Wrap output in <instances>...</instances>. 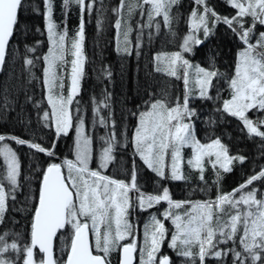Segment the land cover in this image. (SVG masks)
<instances>
[{
  "label": "snow or ice",
  "instance_id": "6c2138e0",
  "mask_svg": "<svg viewBox=\"0 0 264 264\" xmlns=\"http://www.w3.org/2000/svg\"><path fill=\"white\" fill-rule=\"evenodd\" d=\"M43 2L51 46L43 56V86L47 90L46 99L50 111L43 112L42 120L45 127L54 126L56 138L59 139L61 135L67 136L73 128L71 105L79 94L86 60L83 54L84 14L93 10L95 0H63L65 15L73 4L81 15L79 28L71 39L70 52L73 59L70 88L66 96L63 91L56 92L55 89L64 88L59 69L67 63V27L61 30L54 22L53 0ZM178 2L140 0L136 4L130 3L128 12L132 14L137 8L149 5L148 27H152L155 17H162L163 25L170 27V11ZM23 3L24 0H0V68L5 65L9 42L19 26ZM226 3L237 10L235 15L221 16L209 6L208 0H195L197 8L191 12L190 34L183 39L181 51L155 57L158 62L157 71L183 79V100L177 99L174 105H170L166 99H156L138 114H132L137 116L138 121L131 138L135 154L161 179H187L182 169L181 154L185 146L193 149L192 158L187 164L199 174L200 180H204L206 162L213 169L218 165L224 172H229V165L234 160L243 163L245 159L243 156H230L228 148L219 138L201 144L196 139L193 125L186 122L195 116V110L189 107L191 99H212L210 91L213 80L221 75L217 70H206L199 65L193 68L183 55L191 52L193 45L202 43L196 35L199 30L207 38L212 27L223 23L240 39L243 47L238 53L234 74L226 80L230 99L224 100L222 109L218 111L238 118L250 135L264 139V130H261L264 120L254 123L247 115L252 109L264 111V31L258 35L255 31L257 24L264 26V0H226ZM123 8L124 0H121L120 7L115 9L120 16L115 23L118 39ZM246 17L251 18L249 26H246ZM210 21L212 27L209 26ZM155 27L159 30L161 24L157 22ZM131 30L129 25L122 34L123 48L118 47V51L122 50L127 55L132 54L129 49ZM162 60H166L163 69L159 66ZM25 63L32 66L33 60L26 59ZM190 70L196 74L195 84L198 89L195 92L188 88ZM107 108V98L94 103V120L101 127L110 128L108 135L101 137L106 146L99 156V168L94 170L90 167L93 160L92 138L86 134L84 120L77 116L75 160L65 158L60 163L51 162L41 170L38 202L32 210L30 241L21 246L17 239L9 242L8 232L0 234V264H16V261L7 258L9 251L16 255L21 264H111L110 257L116 251L121 253L119 264H134L137 253L140 256L139 264H174L169 255L161 252L168 233L164 223L167 220L171 221L174 228L168 247L177 256L185 258L186 264H197V261L198 264H206L207 258L222 262L229 254L232 255V264H264V194L258 196L255 187L249 189L254 181L264 178V169L251 175L231 193L218 192L214 200L174 201L166 187L160 193L145 194L137 185L135 162L130 182L104 174L114 160V148L120 143L115 121L110 122L102 112V109ZM6 140H13L18 145L26 144L28 148L48 157L56 156L55 142L45 147L37 142L0 134V157L5 167L0 176V224L8 210L9 197L15 200V192L20 187V163L16 152ZM169 155L170 164L166 161ZM217 177L219 180V172ZM133 191L137 193L135 205L130 195ZM162 202L168 205L162 213L163 219L152 216L151 222L144 226L143 246L138 247L134 225L128 218L130 209L138 207L141 211H147ZM181 208L184 209L182 213L176 211ZM66 229L71 230L70 243L66 245V259H60L54 254V240L58 233ZM90 237H94V246ZM123 241L127 243H121ZM229 242L232 246L219 248V245H227ZM193 248L198 250L193 251Z\"/></svg>",
  "mask_w": 264,
  "mask_h": 264
},
{
  "label": "trees",
  "instance_id": "16d2710c",
  "mask_svg": "<svg viewBox=\"0 0 264 264\" xmlns=\"http://www.w3.org/2000/svg\"><path fill=\"white\" fill-rule=\"evenodd\" d=\"M120 2L121 0H95L93 10L84 14L83 52L86 60L80 93L72 104V112L73 124L78 123L77 116L81 117L94 142L97 137L99 139L105 137L110 131V128L101 127L94 120V103L107 98L109 108L102 109V112L110 122L115 121V131L121 140L132 137L138 122L137 116L132 115L133 113L138 114L151 101L158 98L169 99L170 94L174 95L173 102L177 99L181 101L184 97L182 79L159 73L155 68V56L157 53L180 49L181 37L189 29L188 19L192 10L197 8L195 0H184L171 24V29L166 32L150 30V36L144 38L147 43L142 48H134L131 55L120 54L116 49L115 23L120 16L115 9L120 7ZM139 2L140 0H124L122 10L123 21L120 30L131 26L133 47L137 45L136 35L141 22L138 21L141 8L129 14L128 5ZM208 4L221 16H232L236 12L226 0H208ZM65 11L63 0H53L52 16L61 30L67 27V45L70 51L71 39L79 28L81 15L74 4L70 5L67 15ZM45 12L43 0H24L19 14V26L9 43L6 62L0 74V134L37 142L45 147L56 143V156L48 157L28 148L26 144L18 145L13 140L5 141L14 148L20 159V187L16 190V199L8 202V210L4 214L0 230L12 233L11 240L17 239L21 246L30 241L32 210L38 202L41 170L51 162L60 163L65 158L71 159L69 148L73 150L74 144L73 133L61 135L57 139L54 126L45 127L42 120L43 112L50 111L43 86V56L49 47ZM245 20L246 26L252 22L250 17H246ZM173 29L177 30L178 38L172 44L170 41ZM255 31L258 35L264 31V26L257 25ZM242 47L238 36L227 25L218 23L214 26L212 35L201 46L195 48L193 53V57L203 66L217 70L221 74L213 80L210 92L212 99H194L190 104L191 109L195 110V116L191 121L195 127L196 137L202 143L219 138L230 153L241 154L247 158V164H239L233 171L222 176L220 187L222 193H231L251 175L264 169V139L250 135L238 118L218 111L222 109L223 101L230 98L226 80L234 74L238 53ZM69 51L68 62L71 58ZM26 59H32L33 65H26ZM261 129L264 130V127L261 126ZM257 184L264 186V178L254 181L250 186ZM164 185L170 191L173 190V184ZM172 197L174 200L177 199ZM144 226L140 239L143 243ZM169 233L161 252L165 254L164 249L167 247L174 264H186L185 258L177 256L169 249L167 245L171 238ZM70 238V229L58 233L54 247L57 258L66 259V245L70 243ZM222 246V249H226L232 245L230 243ZM7 258L21 264L14 253ZM213 259L207 258L206 262L213 263ZM118 261L119 252L111 264H118Z\"/></svg>",
  "mask_w": 264,
  "mask_h": 264
},
{
  "label": "rangeland",
  "instance_id": "374dc122",
  "mask_svg": "<svg viewBox=\"0 0 264 264\" xmlns=\"http://www.w3.org/2000/svg\"><path fill=\"white\" fill-rule=\"evenodd\" d=\"M183 1L184 0H179V2L177 4H175L171 8V11H170L171 24L173 23V21L175 19V16H177V13L179 12L180 6L183 3ZM149 7H150L149 5H143L142 8H141L140 17L138 18V21L140 20L141 22H140V25L138 27V31H137V35H136L137 45L135 47H133V41H132L131 35L129 33V40L131 42L129 44V49H130L131 53L134 50V48H142L143 45L147 43V41H145L144 38H147L148 36H150V30L154 29L153 32H166L169 29H171V25H170V27H165L163 25L162 17H155L154 20H153V22H152V27L153 28L148 27L149 21H148L147 12L149 10ZM234 10L237 11L236 9H234ZM215 11H217V10H215ZM235 13L233 15H235ZM52 18H53V20L55 22V19H54L53 16H52ZM190 20H191V15H190V17L188 19L189 29L181 37L182 43H183V39L190 34ZM157 22H159L161 24V27H160L159 30H157V28L155 27V25H156ZM257 25H259V24H257ZM209 26L212 27L211 21H210ZM45 27H46V32H47L46 12H45ZM213 30H214V27H212V32H211V34H209L207 36V38H205L203 31L202 30H199L196 33V35L202 41V43L199 44V45H193L191 52L183 53L184 57L186 59H188L189 62L193 65V68L195 66L199 65V66L205 68L206 70H212L210 68L208 69L207 67L203 66L199 62L198 59L194 58L193 57V53H194L195 48L201 46L212 35ZM124 31H125L124 28H122V30H119V39H118V30H117L116 49H117V52L120 53V54H125L122 50L121 51H118V47L121 48V49L123 48L122 34H123ZM172 33L173 34H172V38H171V41L170 42L173 44V43L176 42V40L178 38V34H177V30L176 29H173L172 30ZM47 37H48V34H47ZM48 42H49V40H48ZM182 43H181V45H182ZM50 46L51 45L49 43L48 50H49ZM66 47L68 48L67 40H66ZM70 48H71V46H70ZM178 51H181V46H180V49ZM174 52H177V51L161 52V53H157L156 56L158 54L161 55V56H163L164 54L170 55L171 53H174ZM47 53H48V51H47ZM69 53L71 54L70 51H69ZM83 54H84V52H83ZM72 59H73V57L71 55L70 61L68 62L67 61L68 60L67 59V54L65 55V60L67 61V63L64 64L59 69L60 75L63 77L64 88L62 90L59 89V88L55 89L56 92L63 91V93H64L65 96L67 95V93L69 91V88H70V71H71V60ZM157 63L158 62L155 60V68L156 69H157ZM159 66L162 69L165 68L166 67V60L160 61L159 62ZM158 72L161 73V74L167 75L164 71H158ZM167 76L168 77H171V78H175V77H172L170 75H167ZM195 78H196L195 72L192 71V70H190L188 88L189 89H192L194 92L198 89V85L195 84ZM182 81H183V79H182ZM183 83H184V81H183ZM80 89H81V86H80ZM45 92H46V97H47V90L46 89H45ZM79 93H80V91H79ZM184 94H185V84H184ZM173 96H174L173 94H170L169 95V99H166L169 102L170 105H174L175 102H176V100L173 102V100H174V97ZM76 97L74 98L73 102L75 101ZM194 99H198V98H194ZM194 99H191L190 104H191V102ZM190 104H189V107L191 108ZM71 110H72V105H71ZM72 115H73V112H72ZM247 115H248L249 118H251L254 121V123H257L260 120H264V111H259L257 109H252V110H250L247 113ZM186 122H189V123H191L193 125V131H194V134H195V127H194L193 122L191 120L190 121H186ZM76 125L77 124H75V125L73 124V128L69 131V134L70 133H73V138H74L73 139V143L75 142V139H76V132H75V126ZM85 131H86V134L91 137V135L88 133V131L86 129V126H85ZM195 136H196V134H195ZM252 136H254V135H252ZM254 137H258V136H254ZM91 138H92V145H91V147H92V152H93V160L90 163V167L92 169L96 170V169L99 168V156H100V153H101L103 147H105L106 145L104 144V141L101 138L99 139V137H97L96 142H94L93 137H91ZM131 138L132 137H128L127 138L129 141L127 139H125V138L119 140L120 143H118L116 145V147L114 148V151H113L114 160L108 165L107 170L104 171V174L105 175H107V176H109L111 178L117 179V180H123L126 183L127 182H130L131 173L133 171V162H135V169H136V175H137V185L139 186V188L141 189V191L143 193H145V194H157V193H160L161 190H162V188H164V187L168 188L166 185H164L165 183L173 184L172 185L173 190L171 189V191H170V189L169 188L168 189H169L170 195L171 196H174L175 198H177L176 200H174L173 197H171L174 201H185V200H190V201H197V200L207 201V200H214L216 198L218 192H220L222 176L225 173H227V172H224L222 169H220L218 165H217V168L216 169H213L212 166H211V164L206 162V164H205V172H204V180H200L199 179V174L195 170L191 169L188 166V164H187V161L189 159H191L192 158V155H193V149L191 147L185 146L181 150L182 161H183L182 162V169H183L184 175L187 177V179L186 180H182V181H175V180H171V179H161L154 172H152L150 169H148L143 164V162L139 159V156L135 154L134 147H133V145L131 143ZM196 139L198 140L197 137H196ZM211 142H209V143H211ZM6 143H8V142H6ZM95 143H96V145H95ZM200 143L201 144H207V143H202V142H200ZM101 144L102 145L104 144V146H101ZM9 146L11 148H13L10 144H9ZM130 148H132V149H130ZM13 150H14V148H13ZM69 151L72 154L71 155V157H72L71 160H75L74 144H73V150L70 147L69 148ZM228 153H229L230 156H243L241 154H232L229 151H228ZM261 155L262 154H260V156ZM243 157L245 158L243 163H241L239 160H234L229 165V167L231 168V171H233L235 169V167L237 165H239V164H247V161H246L247 158L245 156H243ZM17 158H18L19 163H20V159H19L18 154H17ZM166 161L169 164L171 163V157H170V155L168 157H166ZM206 161H207V158H206ZM4 171H5V167H4V163H3V158L0 157V176L3 175ZM166 171H168V170L166 169ZM231 171H229V172H231ZM217 172L220 173L219 180H218V177H217ZM19 177H20V175H19ZM217 180H218V183H217ZM4 183H5L6 187H7L6 181ZM252 187H255L257 189L258 196L261 195V194H264V186L263 185L257 184V185H254V186H250L249 189L252 188ZM213 188H215V189H213ZM249 189H245L244 191H248ZM130 195L132 197V201L135 202L136 201L137 193L133 191L132 193H130ZM15 196H16V192H15ZM237 196H239V193L237 194ZM10 200H12L11 197H9L7 203ZM155 206L158 207V205H155ZM241 207H244V206L241 205ZM163 211H164L163 209H162V211H158L160 213L161 217H162L160 219H163V216H162ZM176 211H179V212L182 213L184 211V209L181 208V209L176 210ZM166 223H167L165 225L166 228H167V225L170 226L169 229H171V232L169 234L171 236L172 235V232L174 231L173 225L171 224V221L170 220H167ZM1 225L2 224H0V227H1ZM3 232H5V231H2L1 232V230H0V234H2ZM8 233H9L8 239H9V242H11L12 233H10V232H8ZM143 234H144V231H143ZM18 236H20V234H18ZM91 238H92V244L94 246V243H95L94 237H91ZM170 239H169V241H170ZM169 241H168V243H169ZM137 243H138V247H142L143 246V242L141 240L138 241ZM230 243L231 242H229V244ZM229 244H227V245H229ZM221 247H223V246L222 245H219V248H221ZM236 247L239 248L238 244L236 245ZM194 249L195 248H193V251H195ZM161 250H162V248H161ZM170 250H172V249H170ZM117 253H118V251L112 253V255L110 257V260L111 261H112L113 258L116 257ZM12 254H13V252L9 251L6 254V256L7 257H10ZM138 258L140 259V256ZM139 259L137 261V264H139ZM212 262L213 263L206 262V264H232V255L230 256V254H229L228 256L224 257V259H223L222 262L217 261L215 259H213Z\"/></svg>",
  "mask_w": 264,
  "mask_h": 264
},
{
  "label": "flooded vegetation",
  "instance_id": "af4514ba",
  "mask_svg": "<svg viewBox=\"0 0 264 264\" xmlns=\"http://www.w3.org/2000/svg\"><path fill=\"white\" fill-rule=\"evenodd\" d=\"M133 204L135 205L136 201L133 202ZM157 205L158 207L154 206L152 208H149L147 211H141L138 207H133L132 209H130L129 219L135 227L134 233L136 234L137 242L140 241L141 239V230L143 226L151 222V218L153 215H155L159 219L162 218L158 211H162V209L165 210L168 207V205L165 202H162ZM164 223L165 225L167 224L166 221ZM169 228L170 226L167 225L168 232H171V229ZM164 252L166 255L171 256V252L168 250L167 247L164 249Z\"/></svg>",
  "mask_w": 264,
  "mask_h": 264
},
{
  "label": "water",
  "instance_id": "95a60500",
  "mask_svg": "<svg viewBox=\"0 0 264 264\" xmlns=\"http://www.w3.org/2000/svg\"><path fill=\"white\" fill-rule=\"evenodd\" d=\"M11 41V40H10ZM10 43V42H9ZM4 67V66H3ZM3 67L2 68H0V74H1V72H2V70H3ZM90 240H91V237H90ZM54 246H55V240H54ZM38 250V249H37ZM95 254V253H94ZM120 256H121V253H120ZM119 260H120V257H119ZM136 263V256H135V260H134V264Z\"/></svg>",
  "mask_w": 264,
  "mask_h": 264
},
{
  "label": "bare ground",
  "instance_id": "6f19581e",
  "mask_svg": "<svg viewBox=\"0 0 264 264\" xmlns=\"http://www.w3.org/2000/svg\"><path fill=\"white\" fill-rule=\"evenodd\" d=\"M186 20V19H185Z\"/></svg>",
  "mask_w": 264,
  "mask_h": 264
}]
</instances>
